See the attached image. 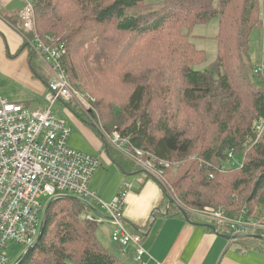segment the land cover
Instances as JSON below:
<instances>
[{"label": "trees", "instance_id": "trees-1", "mask_svg": "<svg viewBox=\"0 0 264 264\" xmlns=\"http://www.w3.org/2000/svg\"><path fill=\"white\" fill-rule=\"evenodd\" d=\"M32 1L35 29L24 31L25 39L38 34L47 44L65 45L63 67L72 84L98 98L89 111L72 99L59 101L97 132L104 152L125 175L143 174L162 187V215L183 217L180 205L198 223L207 222L186 208L264 217V125L260 136L256 129L264 123V82L254 80L263 72L255 73L250 52L253 30L264 33V0ZM214 19L218 56L210 68L199 69L207 53L190 38L196 26ZM32 52L35 74L49 84L53 78L48 81L34 65L35 59L44 61ZM169 69L178 73L170 86ZM115 132L127 150L145 154L155 174L109 141ZM239 152L245 154L241 165L232 160ZM85 211L71 196L54 200L42 237L14 264H129L102 243L96 230L104 223L86 218ZM212 225L210 230L230 236L238 253L264 256L263 230L235 239L230 230ZM130 230L145 234L138 225Z\"/></svg>", "mask_w": 264, "mask_h": 264}, {"label": "built area", "instance_id": "built-area-1", "mask_svg": "<svg viewBox=\"0 0 264 264\" xmlns=\"http://www.w3.org/2000/svg\"><path fill=\"white\" fill-rule=\"evenodd\" d=\"M22 29H35V7L32 0H25L21 10ZM52 40L47 35L46 40ZM31 49L49 66L53 79L49 82L44 108L31 110L22 104L10 102L0 94V264H14L10 249L15 245L25 251L36 243L48 204L63 196H76L86 211L84 216L99 223L114 226L111 239L124 250L134 246V259L140 264H159L153 260L146 246L141 243L142 234L128 229L123 222L124 200L127 190L112 202L98 201L99 196L89 184L101 166L99 158L73 148L69 144L71 128L53 115L57 101H68L80 95L63 67L67 47L63 44H47L38 34L28 41ZM264 72V64L256 66L255 73ZM75 99V98H74ZM76 100V99H75ZM92 107V103H89ZM90 107L87 109L89 111ZM264 123L256 124L262 134ZM111 139L137 165L155 174L150 160L142 158L141 150L135 153L126 149V140L115 132ZM126 189L132 187L125 182ZM43 198H46L43 201ZM98 205L105 209L102 211ZM195 220L217 223L232 232V238L253 236L264 231V217H248L246 210L231 217L225 210L193 209ZM136 245V246H135ZM21 256V255H20ZM149 258L147 261L146 259Z\"/></svg>", "mask_w": 264, "mask_h": 264}, {"label": "crops", "instance_id": "crops-1", "mask_svg": "<svg viewBox=\"0 0 264 264\" xmlns=\"http://www.w3.org/2000/svg\"><path fill=\"white\" fill-rule=\"evenodd\" d=\"M24 5L23 0H0V94L10 102L37 110L47 105L48 83L35 74L31 64L33 52L22 29L21 10ZM35 69L39 72L36 65ZM40 74L48 81L50 77L53 78L51 69L44 63ZM69 115L86 136L90 146L72 138H69V144L86 153L95 155L93 151H96L106 155V160L101 159L102 165L90 181V189L105 202H111L119 192L127 190L125 182L132 185L125 195L123 222L129 229L133 225H138L145 231V234L142 233L144 244L156 262L159 264H256L253 257L264 259V256L256 251L238 253L234 246H230L229 240L207 227L188 222L184 216L162 215L163 211L159 209L164 198L162 187L153 180H146L143 174L125 175L104 152L103 141L96 136L94 130L72 112ZM111 164L117 165L118 170H112L109 184L101 190L104 176L107 177ZM108 246L129 264H138L133 259V246L126 250L114 242Z\"/></svg>", "mask_w": 264, "mask_h": 264}, {"label": "rangeland", "instance_id": "rangeland-1", "mask_svg": "<svg viewBox=\"0 0 264 264\" xmlns=\"http://www.w3.org/2000/svg\"><path fill=\"white\" fill-rule=\"evenodd\" d=\"M218 29H219V22L217 19L210 21L208 24L198 25L194 29V32H193L194 35L193 36L191 35L192 37L190 38V40L192 42H194L198 48L204 49L207 53V61L197 68H199V69L210 68V64L216 60V58L218 56V45H217L218 43L214 39V37H215L216 33L218 32ZM86 30L89 32V35H90L91 31L89 29H86ZM82 36H86V34L84 32L78 33L79 38L82 39ZM126 36H129V34H126ZM250 38H251L250 52H251V57H252L253 63L257 66H261L262 64H264V33L262 30L256 28L253 30ZM79 48L82 49L84 47L81 46ZM81 54H84V52H82ZM35 65H36V68L39 70V72H41L42 64L37 62V59H35ZM168 73H169L170 77H168V79H166V80L170 86L171 77L173 76V80H175V77L178 73L174 72L172 69H169ZM160 80H162V82H163V79L160 78ZM254 80L256 81L257 84L264 82V72L261 76H256L254 78ZM73 86L77 91H79L80 95L74 96V98L77 101L74 98L72 100L77 102L78 105L85 110H87L90 107L89 103H92V107H90L89 110H92V108L96 107L95 104L98 102V98L95 95L93 96L92 94L87 92L86 89H84L82 86H78V87H76L75 85H73ZM52 112L56 118L63 120V121H66L67 125H69L71 127V137L70 138H72V140H75L77 142H81V143H84V144H87L90 146V143H88L86 136L74 124V120H72V118L69 115V113H71V111L67 107H65L64 102L58 101L57 104L54 106ZM94 132H95L96 136H98V134L95 130H94ZM108 139H109V141L115 143L111 139V137L110 138L108 137ZM93 152L95 155H97L100 158V160L101 159L103 161L106 160V155L104 153L96 152V151H93ZM244 159H245V154L243 152H239L237 154L235 153V155L232 157V160L235 163H238V165H241L243 163ZM111 165H112L111 168L107 172L108 173L107 177L104 176V182L102 183L101 188H100L101 190L104 188V186L106 184H109V181L112 178L111 177L112 170L117 169V165H115V164H111ZM228 167H230L229 164L227 165V168ZM70 196L73 198H77L74 195H70ZM45 199L46 198H43V201ZM101 200L103 202H105L102 198L99 197L98 201H101ZM106 203H109V202H106ZM98 207L102 211H105V209L102 208L100 205H98ZM243 209H247V207L242 208V210ZM186 210L188 213H191L192 211H193V213H196V211L191 209V208H186ZM113 229H114V226L112 224H110L109 222H105L104 224L99 225L97 227V230H96V235L99 237V239L102 241V243L108 248H110L108 245H112V242H113V241H111V234H112ZM110 249L115 253V251L112 248H110ZM23 251H25V249H23L22 246L15 245L13 250L12 249L9 250V253H10L12 259H16L21 255V253ZM252 259H253V261L256 262V264H264V259H261L260 257H258V258L253 257Z\"/></svg>", "mask_w": 264, "mask_h": 264}, {"label": "water", "instance_id": "water-1", "mask_svg": "<svg viewBox=\"0 0 264 264\" xmlns=\"http://www.w3.org/2000/svg\"><path fill=\"white\" fill-rule=\"evenodd\" d=\"M55 200V199H54ZM54 200H52L49 204H48V207H47V209H46V211H45V215H44V218H43V220H42V224H41V228H40V234H39V239H40V237H42V235H43V231H44V229H45V218H46V215H47V213H48V210H49V208L51 207V204L53 203V201ZM178 207H179V209H180V211L183 213V215H184V217L186 218V220L188 221V222H193L194 224H196V225H199V226H204V227H207V228H210V229H212V230H214V226L212 225V224H209V223H201V222H195V221H191L190 219H189V217H188V215L186 214V212L178 205ZM220 236H222V237H224V238H227V239H229L230 238V236H227V235H222V234H219ZM258 237V236H257ZM32 247L33 246H30L28 249H27V251H29L30 249H32Z\"/></svg>", "mask_w": 264, "mask_h": 264}, {"label": "bare ground", "instance_id": "bare-ground-1", "mask_svg": "<svg viewBox=\"0 0 264 264\" xmlns=\"http://www.w3.org/2000/svg\"><path fill=\"white\" fill-rule=\"evenodd\" d=\"M147 172V171H146ZM180 206V205H179ZM182 208V206H180Z\"/></svg>", "mask_w": 264, "mask_h": 264}]
</instances>
